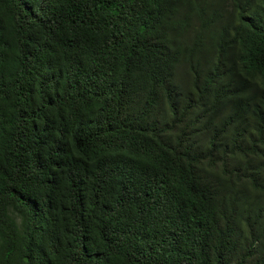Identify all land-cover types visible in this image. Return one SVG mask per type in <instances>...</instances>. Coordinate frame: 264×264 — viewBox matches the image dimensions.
<instances>
[{
  "label": "trees",
  "instance_id": "16d2710c",
  "mask_svg": "<svg viewBox=\"0 0 264 264\" xmlns=\"http://www.w3.org/2000/svg\"><path fill=\"white\" fill-rule=\"evenodd\" d=\"M0 264H264V0H0Z\"/></svg>",
  "mask_w": 264,
  "mask_h": 264
}]
</instances>
